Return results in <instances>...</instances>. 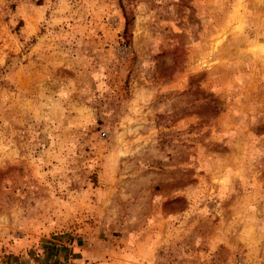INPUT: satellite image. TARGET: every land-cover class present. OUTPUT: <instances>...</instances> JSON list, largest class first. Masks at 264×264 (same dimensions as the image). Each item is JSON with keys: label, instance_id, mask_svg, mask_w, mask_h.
Here are the masks:
<instances>
[{"label": "rangeland", "instance_id": "obj_1", "mask_svg": "<svg viewBox=\"0 0 264 264\" xmlns=\"http://www.w3.org/2000/svg\"><path fill=\"white\" fill-rule=\"evenodd\" d=\"M0 264H264V0H0Z\"/></svg>", "mask_w": 264, "mask_h": 264}]
</instances>
